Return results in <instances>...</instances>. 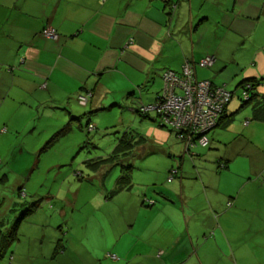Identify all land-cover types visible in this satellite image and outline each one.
Returning a JSON list of instances; mask_svg holds the SVG:
<instances>
[{
	"label": "crops",
	"instance_id": "1",
	"mask_svg": "<svg viewBox=\"0 0 264 264\" xmlns=\"http://www.w3.org/2000/svg\"><path fill=\"white\" fill-rule=\"evenodd\" d=\"M164 3L0 0V137L21 136L23 116L51 117L55 106L69 110L86 90L94 92L93 108L134 93L144 105L151 104L153 96L144 98L140 88L149 80H162L165 69L179 71L184 59L214 56L212 72L199 65L195 70L197 79L217 85L221 79L237 85L248 78L264 79V0ZM46 27L57 36L43 37ZM255 92L264 98V83ZM251 106H244L250 113L226 108L234 117L222 129L229 147L222 170L201 164L191 168L183 156L192 153L170 135V147L163 152L174 161L148 166L155 173L139 182L143 197L132 192V181L130 188L103 201L112 212L106 217L111 259L85 240L73 245L78 258L71 257L69 240L60 244L63 252L56 256L59 244L51 236L48 254L34 264H264V122L246 123ZM12 121L13 126H6ZM38 140H20L13 147L35 149ZM215 141L217 146L227 142L218 133ZM172 169L178 173L168 180ZM18 215L5 221L0 213V230L6 231ZM24 220L0 264H21L32 256L31 242L39 244L38 227H22ZM124 236L132 241L124 243Z\"/></svg>",
	"mask_w": 264,
	"mask_h": 264
},
{
	"label": "rangeland",
	"instance_id": "2",
	"mask_svg": "<svg viewBox=\"0 0 264 264\" xmlns=\"http://www.w3.org/2000/svg\"><path fill=\"white\" fill-rule=\"evenodd\" d=\"M202 71L212 72V69ZM160 81L158 79L152 84V80H149L140 91L142 96L144 98L154 96L157 92L153 87L161 89ZM217 82L226 85L225 88L234 93L228 107L231 111L237 107L238 110L243 100L242 90L236 89L237 83L224 79ZM55 108L51 117L34 114L31 117L23 116L25 128L22 129L21 136L17 137L14 136L16 133H10L9 136L0 137L1 218L6 221L13 213L20 214L33 203L38 205L21 226L28 227L30 223L36 225L39 233L37 236L40 237L37 241L39 244L31 242L29 249L32 256L22 260L20 258L21 264L39 263L42 256L49 252L51 236L54 244L59 239L66 240L63 242L65 244L69 240L72 245L70 249L72 258H78L73 245L85 240L93 250L104 258L108 254L111 259L113 254L109 251L111 238L108 229L111 222L106 217L110 218L112 212L110 208L108 211L105 210L107 208H104L102 203L108 202L109 194L120 175L121 165L109 163L112 160L99 161L107 158L122 140H128L130 145L135 143L132 152L122 156L119 163L132 165V192L143 197L144 185L139 182L150 179V175L155 173L149 171L148 166L174 161L169 152H163V148L166 150L170 147L168 136L173 137L174 133L161 126L159 120L153 121L137 114L133 98L119 99L118 103L106 101L97 108L73 102L71 116L63 114L61 107ZM239 111L250 113L249 107H243ZM238 115L239 113H235V116ZM72 116L79 119L71 120ZM246 116L253 122L251 116ZM150 118H154L153 113H150ZM28 119L29 122H26ZM88 123L92 124L93 130L88 131L86 128ZM13 124L12 121L6 123V126L11 127ZM20 124L22 126V123ZM64 127L66 130L61 131ZM29 133L34 136L33 139ZM216 133L227 142L217 146ZM226 133L227 131L219 128L208 132L209 144L206 147L196 146L192 151L194 155H186L187 158L183 156V160L191 164V168L193 166L199 168L201 164L209 169L213 167L222 170L228 145ZM37 138L39 140L35 144L37 147L42 144V147L36 151L34 150L37 147L35 149L13 147L20 140L34 142ZM49 141H52V144L44 148L43 143ZM13 208L16 212L11 211ZM115 219L118 220V217L115 216ZM7 225H10V222ZM44 230L46 233L43 236L41 232ZM123 241L130 243L132 240L124 236Z\"/></svg>",
	"mask_w": 264,
	"mask_h": 264
},
{
	"label": "trees",
	"instance_id": "3",
	"mask_svg": "<svg viewBox=\"0 0 264 264\" xmlns=\"http://www.w3.org/2000/svg\"><path fill=\"white\" fill-rule=\"evenodd\" d=\"M169 1L170 0H165V7L168 5L169 6ZM172 10V8H171ZM47 28V27H46ZM45 29V28H44ZM42 30V36L45 37L43 35V31ZM46 38V37H45ZM207 56V55H206ZM204 56V57H206ZM203 57V58H204ZM202 59V58H201ZM198 62H193L191 60L188 59H184L182 65H181V69L179 71H174L171 69H165L162 73H161V79H162V83L163 86L161 88L160 91H158L157 93H155V95L153 96V100L151 104L148 105H144L141 100L139 99V96H137L136 93L134 94H130L128 95L129 98H133L135 103H136V109L135 112L139 115H141L143 118H147V119H153L154 120H159V123L161 126L168 128L170 131H172L174 133L175 138H177L178 140H180L182 142V144H184V149L186 152L188 153H192V150L197 146L198 147V143H197V139L199 137H201V134L196 133V134H192L190 136L184 137L180 134V132L175 131L171 125L168 123L167 120H165L164 116V110H162V112L158 111V107H161L162 103L164 104L167 101L168 96L171 94L173 96H179L181 97L184 94V91L182 88L178 87L179 85H172V81L171 80H167V74L169 72L174 73V76H177L178 78H184L185 76L183 75V66L184 64L188 65L190 67L191 73L193 75V77H196V70L195 67L199 65L200 60ZM215 61V60H214ZM214 63H212L209 66H201L204 67L206 69H209L212 67ZM200 66V65H199ZM187 78V76L185 77ZM197 80H201V79H197ZM205 80V79H204ZM174 82V81H173ZM167 83V84H165ZM210 83L212 84V86L215 87H223L225 90H227L225 88V86L222 85H217L215 83H213L212 81H210ZM261 83H264V79H255V78H248V79H244L242 80L237 86L236 89L240 88L242 90V94H241V99L243 100L241 103L242 105L240 106V109L243 108L244 106H247L249 104H252V113H251V120L253 121H258V122H264V98L262 99H258L257 97L260 96L258 93L255 92L256 88L260 86ZM141 91V88H140ZM228 91V90H227ZM231 93V98L229 100V102L225 105V107L222 110V114L219 117V120L216 122L215 126L213 128H211L208 132H211L212 130H214L215 128H221L224 129L226 127H228L232 121V118L234 117V113L227 115L226 114V108L228 107L229 103L231 102V100L233 99V95L234 93L229 91ZM94 92L91 90H86L85 92L79 93L76 97V102L77 104L81 105V106H87L89 105L90 100L93 97ZM246 96V97H244ZM85 97L86 101L85 104H80L81 102V98ZM257 98V99H256ZM90 106V105H89ZM156 106V108L152 109L149 107H153ZM65 112H67L68 115L71 116V108L69 110L63 108ZM150 113H153L154 118H150ZM79 118L77 116H72L71 120H78ZM250 119H248L246 122H249ZM229 124V125H228ZM246 124V123H245ZM81 128V127H79ZM86 128L88 129V131L93 130V126L92 124H87ZM65 129L62 128L61 131H63ZM66 130V129H65ZM207 132V133H208ZM186 135H188V133H186ZM55 136V135H54ZM44 148H47L48 146H50L52 144V141L49 142H44ZM135 144V143H134ZM134 144L130 145L128 143V140H122L121 143H119V145H117L113 152L105 159H101V161L99 162H108L110 160L109 163H117L119 165H121V169H120V175L116 181V185L115 187L112 189V191L109 194V197L116 195L117 193H119L122 190L128 189L132 186V180H131V170H132V165H128V164H121L119 163V161L121 160V158H123L122 156H126L128 154H130L132 152V150L134 149ZM200 146V145H199ZM201 148V147H200ZM225 167V164H224ZM175 171V172H173ZM178 173L177 169H172L170 170L168 176H170L168 178V180L172 179L174 176H176ZM149 202V201H148ZM147 202V203H148ZM151 204L154 203V201L149 202ZM37 204L33 203L30 207H28L27 209H23L20 214L14 218L12 224L10 225V227L6 230V231H2L0 230V258H2L3 256H5V254L8 253L9 248H10V244L13 240H17V228L19 226V223L21 220H24L27 216H29L30 214H32L36 208H37ZM66 240L64 239H59L56 243L59 244L58 248L55 249V255L57 256L60 252H63V242H65ZM64 244V243H63ZM54 255V256H55Z\"/></svg>",
	"mask_w": 264,
	"mask_h": 264
},
{
	"label": "built area",
	"instance_id": "4",
	"mask_svg": "<svg viewBox=\"0 0 264 264\" xmlns=\"http://www.w3.org/2000/svg\"><path fill=\"white\" fill-rule=\"evenodd\" d=\"M43 35L46 38L57 36L55 29L51 27L45 28ZM212 63H214V57L207 55L200 60L199 65L209 66ZM183 75L187 78L180 79L172 72L167 74V80H171L172 85H179L184 94L181 97L170 94L167 101L157 109L160 112L165 111L163 117L175 131L188 133L187 136L201 134L197 143L201 147H206L209 143L207 132L215 126L232 95L223 87L212 86L207 80H197L186 64L183 66ZM85 101V97L81 98L80 104H85ZM149 108L154 109L156 106Z\"/></svg>",
	"mask_w": 264,
	"mask_h": 264
},
{
	"label": "bare ground",
	"instance_id": "5",
	"mask_svg": "<svg viewBox=\"0 0 264 264\" xmlns=\"http://www.w3.org/2000/svg\"><path fill=\"white\" fill-rule=\"evenodd\" d=\"M182 136H184V137H187V135L186 134H184V133H180Z\"/></svg>",
	"mask_w": 264,
	"mask_h": 264
},
{
	"label": "clouds",
	"instance_id": "6",
	"mask_svg": "<svg viewBox=\"0 0 264 264\" xmlns=\"http://www.w3.org/2000/svg\"><path fill=\"white\" fill-rule=\"evenodd\" d=\"M209 56H212V55H209ZM214 57V56H213ZM214 60H215V57H214ZM208 81V80H207ZM210 82V81H209ZM209 144V143H208Z\"/></svg>",
	"mask_w": 264,
	"mask_h": 264
}]
</instances>
